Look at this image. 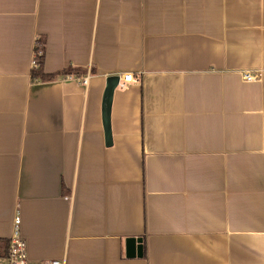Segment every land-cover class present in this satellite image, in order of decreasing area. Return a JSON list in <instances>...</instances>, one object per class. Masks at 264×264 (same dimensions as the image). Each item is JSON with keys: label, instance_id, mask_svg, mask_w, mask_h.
<instances>
[{"label": "crops", "instance_id": "0c3cea01", "mask_svg": "<svg viewBox=\"0 0 264 264\" xmlns=\"http://www.w3.org/2000/svg\"><path fill=\"white\" fill-rule=\"evenodd\" d=\"M16 214L35 260L264 264V0H0V240Z\"/></svg>", "mask_w": 264, "mask_h": 264}, {"label": "built area", "instance_id": "2783aa9c", "mask_svg": "<svg viewBox=\"0 0 264 264\" xmlns=\"http://www.w3.org/2000/svg\"><path fill=\"white\" fill-rule=\"evenodd\" d=\"M43 50L37 48L31 59L32 68L38 66L40 56ZM68 77V76H65ZM256 74L249 72L243 73V79L253 80ZM82 84H87L88 75L80 77ZM139 78L134 77L132 73L118 74L117 88L126 89L132 82H138ZM21 218L16 214L13 219L11 234L6 241L0 240V264H66L64 259L52 258L46 260H35L30 258L27 251V243L21 234L20 229Z\"/></svg>", "mask_w": 264, "mask_h": 264}, {"label": "water", "instance_id": "95a60500", "mask_svg": "<svg viewBox=\"0 0 264 264\" xmlns=\"http://www.w3.org/2000/svg\"><path fill=\"white\" fill-rule=\"evenodd\" d=\"M118 75L111 74L106 76L105 89L102 97V123L105 132L106 143L111 141V130H110V108L113 91L117 86ZM141 239L140 238H127L126 240V254L141 256Z\"/></svg>", "mask_w": 264, "mask_h": 264}, {"label": "trees", "instance_id": "16d2710c", "mask_svg": "<svg viewBox=\"0 0 264 264\" xmlns=\"http://www.w3.org/2000/svg\"><path fill=\"white\" fill-rule=\"evenodd\" d=\"M37 48H40V47L38 46ZM40 49L43 50L42 48H40ZM42 58H43V55L40 56V58H39L38 66L31 69V77L33 79H39V80H42V81H48V80L54 79L56 77V74L55 75H44L41 72ZM64 73H67V72H62L61 74H64Z\"/></svg>", "mask_w": 264, "mask_h": 264}]
</instances>
